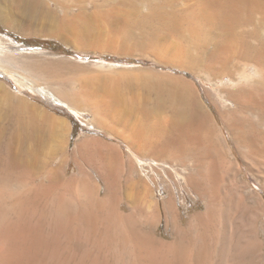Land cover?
Wrapping results in <instances>:
<instances>
[{"label": "rangeland", "instance_id": "1", "mask_svg": "<svg viewBox=\"0 0 264 264\" xmlns=\"http://www.w3.org/2000/svg\"><path fill=\"white\" fill-rule=\"evenodd\" d=\"M9 9L11 18L5 24L0 19V37L22 68L0 65V83L43 116L67 121L69 174L77 172L74 154L81 140L113 146L123 181L133 165L135 176L151 187L159 236H169L163 205L171 196L184 226L206 210L187 180L214 160L228 199L246 185L264 200V152L252 155L242 147L239 154L229 125L247 121L264 145V0H9ZM13 35L45 46H26ZM48 42L69 51L53 50ZM240 88L253 93L245 110L228 97ZM186 101L210 116L209 138L203 133L196 141L193 130L185 145L171 148L172 158L158 156L167 130L185 134L178 124ZM98 106L113 112L110 124L120 126L119 133L99 125ZM5 110L0 99V113ZM235 157L239 175L231 165ZM146 213L140 206L137 214Z\"/></svg>", "mask_w": 264, "mask_h": 264}, {"label": "bare ground", "instance_id": "2", "mask_svg": "<svg viewBox=\"0 0 264 264\" xmlns=\"http://www.w3.org/2000/svg\"><path fill=\"white\" fill-rule=\"evenodd\" d=\"M11 16L9 0H0V19L5 24ZM2 41L0 37V65L21 69V60ZM246 91L228 95L241 110L252 99L253 93ZM0 99L6 107L0 113V264H264V200L246 185L231 189L235 197L228 199L217 160L206 170L194 169L187 180L206 210L184 226L171 196L163 205L169 236H159L161 217L151 187L135 176L133 165L123 181L120 158L110 151L113 146L99 139L81 140L73 153L77 172L69 174L67 121L43 116L44 111L40 114L2 83ZM94 112L106 131L119 133L120 126L110 124L111 110L98 106ZM180 116L178 128L185 134L167 130L155 150L158 156L172 158L171 148L185 145L193 130L196 141L203 133L209 138L210 116L204 109L186 101ZM229 125L239 154L242 147L252 155L264 152L258 149L260 144L264 150L259 132L247 121L236 119ZM235 158L231 165L239 175L242 167ZM89 169L98 175V183ZM142 205L147 213L139 216Z\"/></svg>", "mask_w": 264, "mask_h": 264}, {"label": "trees", "instance_id": "3", "mask_svg": "<svg viewBox=\"0 0 264 264\" xmlns=\"http://www.w3.org/2000/svg\"><path fill=\"white\" fill-rule=\"evenodd\" d=\"M13 38H14V40H16L17 42H19V43H21V44H24V45H26V46H34V47H36V48H42V47H44L45 46V43H43V42H40L39 44H32V43H30L27 39H23V38H20V37H18V36H12ZM50 45H55V46H53L52 47V49L53 50H57L58 48L56 47V45H58L56 42H48ZM58 50H61L62 52H68L69 50L68 49H65V48H59ZM72 122H73V124H74V130H73V132H72V140L75 138V136H76V127H75V125H76V120L73 118V120H72Z\"/></svg>", "mask_w": 264, "mask_h": 264}]
</instances>
